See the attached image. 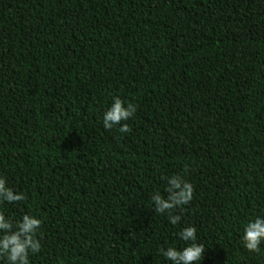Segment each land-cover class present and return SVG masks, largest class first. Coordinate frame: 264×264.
<instances>
[{
	"label": "trees",
	"instance_id": "1",
	"mask_svg": "<svg viewBox=\"0 0 264 264\" xmlns=\"http://www.w3.org/2000/svg\"><path fill=\"white\" fill-rule=\"evenodd\" d=\"M173 174L175 226L149 200ZM0 175L42 220L30 264H165L189 224L199 264H264L237 230L264 215V0H0Z\"/></svg>",
	"mask_w": 264,
	"mask_h": 264
},
{
	"label": "clouds",
	"instance_id": "2",
	"mask_svg": "<svg viewBox=\"0 0 264 264\" xmlns=\"http://www.w3.org/2000/svg\"><path fill=\"white\" fill-rule=\"evenodd\" d=\"M136 105L125 104L118 95L111 97V102L104 108L101 123L105 130L118 134L130 132L127 123L134 118ZM163 190H154L149 197L151 211L166 216L169 224L175 226L181 216L174 214V209L184 210L193 199V186L182 175H165ZM23 192L16 191L7 183L6 177L0 175V205L17 204L25 201ZM42 220L28 213L19 217L9 216L0 209V264H30V257L41 252V241L37 238ZM239 242L249 252H258L264 244V215H255L239 222ZM183 247L167 246L157 249L165 264H199L205 245L198 242L197 229L194 225H185L177 233Z\"/></svg>",
	"mask_w": 264,
	"mask_h": 264
}]
</instances>
